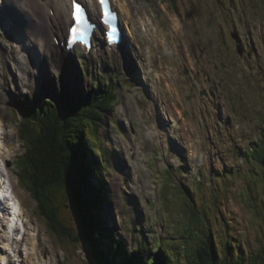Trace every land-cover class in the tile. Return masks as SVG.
I'll return each mask as SVG.
<instances>
[{"label":"rangeland","instance_id":"374dc122","mask_svg":"<svg viewBox=\"0 0 264 264\" xmlns=\"http://www.w3.org/2000/svg\"><path fill=\"white\" fill-rule=\"evenodd\" d=\"M133 4L136 14H149L153 22L142 30L127 14L131 31H126L125 45L130 55L121 50L101 62L93 57L85 63L82 53L75 54L89 73L84 80L100 82L103 89L117 86V101L104 113L100 132L107 169L100 214L106 228L125 241L132 257L140 254L136 246L146 237L144 255L158 258V242L180 238L186 200L178 185L192 194L199 224L220 237L215 243L219 254L232 264L240 254L243 264H255L256 251H264V167L252 159L250 147L264 144V0ZM1 33V86L8 94L5 111L12 128L4 133L0 129V179L18 215L14 218L4 204L0 264H92L84 245L50 233L17 169L25 153L20 124L26 107L41 108L46 100L68 96L88 100L91 87L83 83L74 95L56 86L48 95L28 81V62L21 81V74L13 73L14 58L25 53H16L15 42ZM5 55L11 57L8 67L2 66ZM58 208L61 218L72 224V214L60 204Z\"/></svg>","mask_w":264,"mask_h":264},{"label":"trees","instance_id":"16d2710c","mask_svg":"<svg viewBox=\"0 0 264 264\" xmlns=\"http://www.w3.org/2000/svg\"><path fill=\"white\" fill-rule=\"evenodd\" d=\"M94 86L98 94L88 100L72 101L70 97L57 103L47 100L41 108L27 106L21 114L20 139L25 153L17 162L19 180L33 194L50 233L61 241L84 245L92 264H232L216 248L220 237L213 235L210 226L199 224L192 194L178 185L176 189L186 200L180 238L167 237L162 243H155L158 260L149 253L144 255L146 237L136 246L140 254L132 257L125 241L105 227L100 214L106 177L101 120L117 101V86L115 89ZM255 146L250 147L252 159L264 167V144ZM59 204L72 214V224L61 218ZM243 259L242 254L238 255L234 264H243ZM253 262L264 264V251H256Z\"/></svg>","mask_w":264,"mask_h":264},{"label":"bare ground","instance_id":"6f19581e","mask_svg":"<svg viewBox=\"0 0 264 264\" xmlns=\"http://www.w3.org/2000/svg\"><path fill=\"white\" fill-rule=\"evenodd\" d=\"M81 1L88 4L92 15L98 12V7L93 0ZM114 2L121 23L126 31H131V20H129L127 14L134 17V24L139 29L147 30L146 27L152 25L153 19L149 14L148 16L145 15L144 12L141 13V16L136 14L137 10L133 4V0H114ZM0 16L2 19L0 20V30L2 31L1 34L3 37L15 42L14 47L16 49H14V51L16 53L20 51H24L25 53L22 58H14V64L17 68V71L14 70L13 72L14 76L19 77L21 74V78L19 79L21 81L25 80L23 75H25V66L28 62L30 66V72L27 74L28 81L32 80L35 87H41L47 90L48 95L51 93L54 94V91L57 90L56 86L63 89L64 93L71 92L74 95H78L81 92V84H87V81L80 77L79 74L81 72L78 67H76V69L79 74H77L74 69L73 64L77 63L78 57L75 53L60 54V51L63 50L61 48V42L62 40L64 42L66 41L69 26L72 23L71 0H45L44 2L40 0H0ZM57 40L59 43H57ZM96 44V51L99 52L106 42L99 39ZM100 53V56L107 57L110 51L104 48ZM49 55H51L50 59L48 57ZM125 57L127 58V56ZM9 58L11 57L8 55L4 56L3 67L9 64ZM67 60L73 65V69L71 64L69 68L68 63L66 67H68L69 70L66 73L65 71L63 72V64ZM3 72L4 69L2 68L0 71V129L4 128V133L7 129L12 127H8L10 119H7L5 111L8 94L1 86V84L4 83ZM67 76H71L70 80H68ZM55 79L58 80L55 81ZM68 86H70V88ZM71 87L77 92L72 91ZM12 92L14 93L13 90ZM118 176L120 175L116 176V180H118ZM2 182L3 179L0 181V198L4 201V204H6L5 207L7 211H9V208L14 209L13 215L15 218L18 215V211L15 209L16 203H14L13 196L9 192V189H7ZM118 186L117 191L120 193L122 189ZM10 201L12 202L9 203ZM0 205H3V203L0 202ZM109 224L111 226V222ZM5 227L9 228L10 226L7 224ZM182 240H184V238Z\"/></svg>","mask_w":264,"mask_h":264},{"label":"snow or ice","instance_id":"6c2138e0","mask_svg":"<svg viewBox=\"0 0 264 264\" xmlns=\"http://www.w3.org/2000/svg\"><path fill=\"white\" fill-rule=\"evenodd\" d=\"M99 5L103 8L104 22L114 19V14L108 9V0H98ZM71 18L74 20L75 25L71 28V31L76 37L77 35L83 37L86 35L87 27H90L88 19L85 15L84 9L77 3V0H72Z\"/></svg>","mask_w":264,"mask_h":264}]
</instances>
